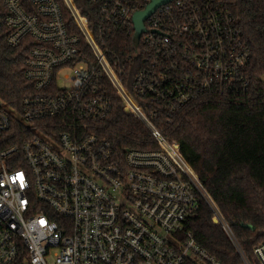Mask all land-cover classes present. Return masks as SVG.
Wrapping results in <instances>:
<instances>
[{
    "label": "built area",
    "instance_id": "2783aa9c",
    "mask_svg": "<svg viewBox=\"0 0 264 264\" xmlns=\"http://www.w3.org/2000/svg\"><path fill=\"white\" fill-rule=\"evenodd\" d=\"M90 1L98 37L74 0H4L6 41L29 46L24 74L36 93L22 109L0 98V264H223L186 229L202 201L252 264L181 144L152 121L155 104L175 108L248 85L251 53L231 0H171L145 19L132 85L144 103L125 86L131 56L121 58L109 38L135 36L134 14L152 0ZM110 86L157 147L119 155L94 130L112 111ZM254 254L264 264V239Z\"/></svg>",
    "mask_w": 264,
    "mask_h": 264
},
{
    "label": "trees",
    "instance_id": "16d2710c",
    "mask_svg": "<svg viewBox=\"0 0 264 264\" xmlns=\"http://www.w3.org/2000/svg\"><path fill=\"white\" fill-rule=\"evenodd\" d=\"M74 2L89 18L91 30L98 37V6L90 0ZM230 9L251 53L246 88L210 89L175 108L155 104L159 113L152 121L168 139L181 144L182 153L218 204L243 251L252 264H260L254 248L264 239V0H231ZM5 16L4 0H0V98L13 109H22L23 98L36 93L33 82L24 74L29 46L23 43L13 47L7 43ZM109 41L121 58L131 56L126 61L125 86L137 96L132 85L136 76L134 61L136 66L144 64L135 54L140 41H136L133 31L125 30L114 31ZM84 47L91 53L89 46ZM109 88L112 111L98 121L94 130L111 141L119 155L129 148L157 147L145 123L126 112L119 92ZM137 98L143 103L147 100ZM186 229L192 230L200 245L223 264H245L226 229L214 221L212 209L205 201L189 217Z\"/></svg>",
    "mask_w": 264,
    "mask_h": 264
},
{
    "label": "water",
    "instance_id": "95a60500",
    "mask_svg": "<svg viewBox=\"0 0 264 264\" xmlns=\"http://www.w3.org/2000/svg\"><path fill=\"white\" fill-rule=\"evenodd\" d=\"M171 0H152L146 9L138 10L134 14V23H135V38L139 39L142 32L145 31L146 27L144 21L147 17H149L161 4L167 3ZM246 226L250 228H254L252 224H246Z\"/></svg>",
    "mask_w": 264,
    "mask_h": 264
},
{
    "label": "rangeland",
    "instance_id": "374dc122",
    "mask_svg": "<svg viewBox=\"0 0 264 264\" xmlns=\"http://www.w3.org/2000/svg\"><path fill=\"white\" fill-rule=\"evenodd\" d=\"M62 73L64 74V73H68V74H71L72 73V70L71 69H64L63 71H62ZM59 85L61 86V87H71L72 86V82L70 81V80H68V79H60V81H59ZM262 241V240H261Z\"/></svg>",
    "mask_w": 264,
    "mask_h": 264
}]
</instances>
